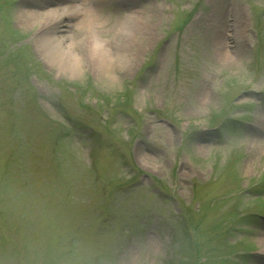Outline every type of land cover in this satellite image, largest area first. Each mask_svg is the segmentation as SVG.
Wrapping results in <instances>:
<instances>
[{
  "label": "rangeland",
  "instance_id": "1",
  "mask_svg": "<svg viewBox=\"0 0 264 264\" xmlns=\"http://www.w3.org/2000/svg\"><path fill=\"white\" fill-rule=\"evenodd\" d=\"M20 1L0 0V264H264V0L143 3L156 40L106 67ZM96 8L104 31L130 13Z\"/></svg>",
  "mask_w": 264,
  "mask_h": 264
},
{
  "label": "bare ground",
  "instance_id": "2",
  "mask_svg": "<svg viewBox=\"0 0 264 264\" xmlns=\"http://www.w3.org/2000/svg\"><path fill=\"white\" fill-rule=\"evenodd\" d=\"M64 1L65 3L69 2L66 10L60 9L56 11L50 6L52 2L59 4L61 2L59 0H21L20 7L28 8V10L22 8L23 10L19 15V19L29 24L37 23L39 29L36 35L44 38L45 42H50L51 44L55 40H58L56 34L62 28L71 25L74 28L76 27L74 36L79 37V40L75 45L70 47L69 52L70 54H78L79 58L73 59L72 55L68 57L73 66L80 65L84 58H90L99 67H106V62L104 63L105 55L125 51L139 54L149 49L148 47L152 41L157 38L154 19L142 21V17H140L142 4L148 3L151 0H113L126 5L130 13L127 14L125 19H120L118 22L112 21L107 31L102 30L107 24H103V20V23L101 22V15L98 14L99 10L97 11L96 8L97 5L101 7V4L105 0H82V5L77 4L74 0ZM148 6H150L149 3ZM77 7L78 9L76 10ZM151 8L154 10L153 6ZM79 24H82V29L78 28ZM226 24L227 15H225L223 25H220V29L217 31V35H221L223 38L221 37V40L216 39L213 44L214 46H218V57L220 60L225 61L227 65H235L239 60V56L234 53L232 45L229 44V39L231 38L232 42L235 40V37L233 36L232 38L230 34L226 33L228 30ZM245 24L243 20L242 30L249 29L246 28ZM98 37L103 38V41H99ZM53 48H55L54 51L58 56L64 54V48ZM250 91L252 94L264 93L263 89L257 87L252 88ZM258 110L256 123L251 126L255 131L264 133V102L258 106ZM262 237V241L264 242V232L262 233ZM262 252L264 253V249Z\"/></svg>",
  "mask_w": 264,
  "mask_h": 264
}]
</instances>
